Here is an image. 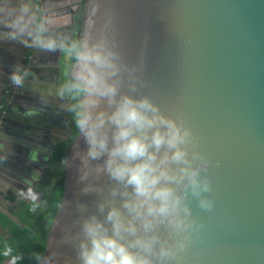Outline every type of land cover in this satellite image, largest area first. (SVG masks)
I'll return each mask as SVG.
<instances>
[{"label":"water","instance_id":"1","mask_svg":"<svg viewBox=\"0 0 264 264\" xmlns=\"http://www.w3.org/2000/svg\"><path fill=\"white\" fill-rule=\"evenodd\" d=\"M45 2L35 0L43 13ZM55 29L113 42L129 63L141 67L140 93L166 112L181 113L200 138L215 208L196 210L204 229L178 264H264V0H88L80 32L74 16L70 25ZM10 43L14 54L7 61L0 49V73L11 67L23 74V82L0 99V117L18 104L39 123L63 119L69 141L74 123L55 104L63 53L49 60L53 53ZM77 145L83 146L78 135L67 152L63 199L40 264H79V221L97 212L101 200L119 199L106 175L87 181L90 190L84 191L79 161L72 159ZM7 231L0 223V234ZM3 263L17 264L12 255Z\"/></svg>","mask_w":264,"mask_h":264},{"label":"clouds","instance_id":"2","mask_svg":"<svg viewBox=\"0 0 264 264\" xmlns=\"http://www.w3.org/2000/svg\"><path fill=\"white\" fill-rule=\"evenodd\" d=\"M0 41L71 55L56 93L83 142L79 182L106 175L119 198L79 221V264H178L204 229L196 210L215 208L209 161L183 115L140 93L141 67L113 42L51 29L34 0L0 6Z\"/></svg>","mask_w":264,"mask_h":264},{"label":"flooded vegetation","instance_id":"3","mask_svg":"<svg viewBox=\"0 0 264 264\" xmlns=\"http://www.w3.org/2000/svg\"><path fill=\"white\" fill-rule=\"evenodd\" d=\"M45 1L46 10L44 13L41 12L47 17L49 27L56 30L57 26L70 25L73 16L75 19L81 7L83 5L86 7L88 0ZM34 7H36L35 0ZM66 17L69 18V21L63 22V20H66ZM1 42L0 49L5 54V61H7V58L13 57L14 46L10 41ZM56 57V53L47 56L49 60H55ZM68 57L69 54L63 53V58L61 59L62 73L63 61ZM12 71L11 67L6 66V69L0 73L1 84L4 85L2 89L6 91V93H3L0 90V99H4L3 97L10 94V92H12L11 95L15 93L20 84L14 82V77L23 82V74L19 75ZM28 100L30 99L28 98ZM44 101L45 106L51 107V104L47 100ZM55 104L56 106L58 104V107L63 109L60 100L59 102H55ZM52 108L54 107L52 106ZM18 110H20V114ZM37 121L35 117H31L30 113H27L24 109H18V104L8 107L0 117V209L15 220L17 218L11 213L10 207H18L21 201L40 202L43 199L40 185L47 177L53 156L48 164L49 168L46 175L42 177L47 167V158L56 140L59 138L60 140H66L70 132L68 127H65L67 123L63 119L58 120L57 124H53L54 120L52 122L46 120L45 125ZM49 124L52 125V128L48 126ZM39 199L41 200L38 201Z\"/></svg>","mask_w":264,"mask_h":264},{"label":"trees","instance_id":"4","mask_svg":"<svg viewBox=\"0 0 264 264\" xmlns=\"http://www.w3.org/2000/svg\"><path fill=\"white\" fill-rule=\"evenodd\" d=\"M84 8L83 5L75 17L77 32L83 27ZM71 63L69 54L63 61L62 81L67 77ZM76 137L75 129L69 141L64 139L59 141L47 177L40 185V190L44 194L40 202L21 201L18 207H10L17 220L0 209V223L9 228L5 236L0 234V264H4L3 260L11 255L17 264H40L46 249L47 237L63 199L67 152Z\"/></svg>","mask_w":264,"mask_h":264},{"label":"crops","instance_id":"5","mask_svg":"<svg viewBox=\"0 0 264 264\" xmlns=\"http://www.w3.org/2000/svg\"><path fill=\"white\" fill-rule=\"evenodd\" d=\"M69 21V18L68 17H66V20H64L63 22H68Z\"/></svg>","mask_w":264,"mask_h":264},{"label":"rangeland","instance_id":"6","mask_svg":"<svg viewBox=\"0 0 264 264\" xmlns=\"http://www.w3.org/2000/svg\"><path fill=\"white\" fill-rule=\"evenodd\" d=\"M64 21V20H63Z\"/></svg>","mask_w":264,"mask_h":264}]
</instances>
